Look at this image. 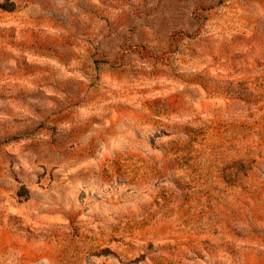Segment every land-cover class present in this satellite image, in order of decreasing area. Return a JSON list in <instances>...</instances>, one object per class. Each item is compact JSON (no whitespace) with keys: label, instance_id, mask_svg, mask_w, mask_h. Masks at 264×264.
<instances>
[{"label":"rangeland","instance_id":"1","mask_svg":"<svg viewBox=\"0 0 264 264\" xmlns=\"http://www.w3.org/2000/svg\"><path fill=\"white\" fill-rule=\"evenodd\" d=\"M0 264H264V0H0Z\"/></svg>","mask_w":264,"mask_h":264}]
</instances>
